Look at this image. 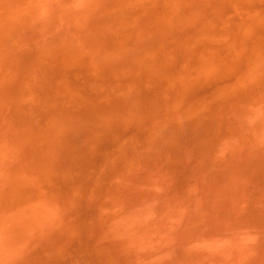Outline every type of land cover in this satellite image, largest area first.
<instances>
[{
	"label": "rangeland",
	"instance_id": "374dc122",
	"mask_svg": "<svg viewBox=\"0 0 264 264\" xmlns=\"http://www.w3.org/2000/svg\"><path fill=\"white\" fill-rule=\"evenodd\" d=\"M0 264H264V0H0Z\"/></svg>",
	"mask_w": 264,
	"mask_h": 264
}]
</instances>
